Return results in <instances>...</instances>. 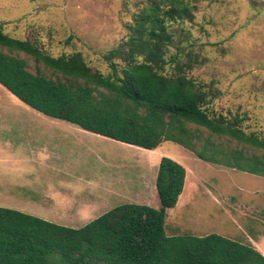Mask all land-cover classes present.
<instances>
[{
	"label": "trees",
	"instance_id": "trees-1",
	"mask_svg": "<svg viewBox=\"0 0 264 264\" xmlns=\"http://www.w3.org/2000/svg\"><path fill=\"white\" fill-rule=\"evenodd\" d=\"M142 2L127 37L104 54L108 74L80 50L54 55L0 24V83L37 111L87 131L146 149L174 141L203 160L264 176V137L244 129L240 114L215 109L222 94L215 80L190 75L203 63L183 26L194 20L196 4ZM186 175L182 163L163 156L160 208L123 203L82 227L0 206V264H264L251 243L216 232H166L167 210L177 205Z\"/></svg>",
	"mask_w": 264,
	"mask_h": 264
},
{
	"label": "rangeland",
	"instance_id": "rangeland-1",
	"mask_svg": "<svg viewBox=\"0 0 264 264\" xmlns=\"http://www.w3.org/2000/svg\"><path fill=\"white\" fill-rule=\"evenodd\" d=\"M142 1L0 0V24L15 37L38 39L54 55L80 50L108 74L104 54L127 37ZM190 1L197 6L195 18L183 26L203 58L190 75L215 80L222 91L215 109L240 114L244 129L264 137V0ZM2 142L27 159L20 164L27 170L21 172L23 193L28 187L65 189L62 174L74 183L77 202L94 204L82 224L123 203L160 208L156 179L162 157L169 156L187 169L177 205L167 210L169 235L216 232L264 250V176L203 160L174 141L151 150L86 131L37 111L0 83V172L11 171L1 162Z\"/></svg>",
	"mask_w": 264,
	"mask_h": 264
},
{
	"label": "crops",
	"instance_id": "crops-1",
	"mask_svg": "<svg viewBox=\"0 0 264 264\" xmlns=\"http://www.w3.org/2000/svg\"><path fill=\"white\" fill-rule=\"evenodd\" d=\"M54 123L60 124L57 122V120H55ZM70 125L71 124H68L66 128H70ZM2 143L5 144V146H3L1 150V162L4 169L8 167L11 169V171L4 170L0 172L1 207L21 210L26 213L42 217L61 226L82 227L87 224H82L81 221H85L87 220V218H90V216H92V211L90 212L88 210H85L86 208H89L94 204L90 205V200L84 203L83 201L80 203L77 202L73 193L74 183L68 182L63 174L61 177H59V180L61 184H65V189L63 188L64 190L59 189L56 191V188H41V190L40 188L38 189L35 187H28L27 189L29 190V192L23 193L22 187L26 186L23 183L21 184V180L25 179L21 172H26L27 170L24 165L20 164L25 162L27 159L22 157V151L20 149L16 148V146H11V142ZM9 146H11V148ZM28 160V162L30 163L35 162L34 159ZM11 161H14V163ZM15 162H17V164ZM16 186L19 187L18 193L14 192ZM84 204H86V206H83ZM261 252L264 254V250H262Z\"/></svg>",
	"mask_w": 264,
	"mask_h": 264
}]
</instances>
